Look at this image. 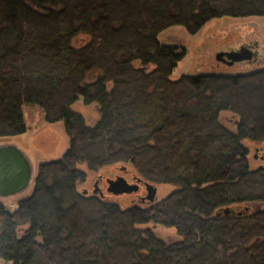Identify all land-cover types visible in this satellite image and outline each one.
Instances as JSON below:
<instances>
[{"label": "trees", "instance_id": "16d2710c", "mask_svg": "<svg viewBox=\"0 0 264 264\" xmlns=\"http://www.w3.org/2000/svg\"><path fill=\"white\" fill-rule=\"evenodd\" d=\"M249 17H264V0H0V139L24 134L22 110L33 106L69 139L60 159L38 165L30 196L13 212L0 204V259L264 264V167L249 168L245 146L264 142V67L171 80L185 50L157 40L171 27L194 35L213 19ZM79 98L96 105L94 125L71 109ZM82 165L129 166L175 190L121 209L76 191Z\"/></svg>", "mask_w": 264, "mask_h": 264}, {"label": "rangeland", "instance_id": "374dc122", "mask_svg": "<svg viewBox=\"0 0 264 264\" xmlns=\"http://www.w3.org/2000/svg\"><path fill=\"white\" fill-rule=\"evenodd\" d=\"M84 39V35L77 34L72 39L71 44L75 48L79 47L84 43ZM157 40L160 44L175 45L185 50V56L172 70L171 80H176L181 76L204 74L234 76L264 67V17L213 19L194 35H189L182 27L175 26L160 33L157 36ZM243 42L257 43V54L259 56L257 59L251 63L244 62L232 67L215 61L214 56L216 53L227 49L235 50ZM134 65L136 66L137 63ZM91 78H94V76L87 79ZM71 109L81 114L88 126L94 125L99 117L96 105L85 106L81 98L72 105ZM22 111L26 132L19 136L0 139V145L11 144L18 147L28 157L33 170L32 180L26 190L12 197L0 198V204H3L11 212L17 208L19 201L30 196L38 165L60 159L69 146V139L64 132L62 122L45 123L38 106L24 107ZM221 121L227 128H231L233 118L230 114L224 113L221 115ZM245 146L248 151L249 168L253 170L258 167H264V142L259 144L248 143ZM121 167L120 165H114L91 172L85 166H80V169L85 173V178L83 182L78 183L76 191L79 194L86 193V196H92L93 186L97 182V187L103 194V201L115 204L121 209L139 206V197L137 195H139L140 191L136 195L120 196H112L105 192L107 187L106 179L113 180L120 176L130 183L133 176L137 177L129 166H125L124 171H122ZM155 187L157 189L156 201L163 199L175 190L169 185H156ZM96 197L100 198L98 194H96ZM260 207H262V204L249 206L252 210H257ZM140 227L152 230L159 238L166 241L169 239L174 240L177 237L173 229L152 224ZM0 264L11 263L0 259Z\"/></svg>", "mask_w": 264, "mask_h": 264}, {"label": "water", "instance_id": "95a60500", "mask_svg": "<svg viewBox=\"0 0 264 264\" xmlns=\"http://www.w3.org/2000/svg\"><path fill=\"white\" fill-rule=\"evenodd\" d=\"M254 57L255 54L253 52L243 47L231 51H219L215 54L214 59L218 63L232 67L234 64L252 61V59H255ZM32 176V165L28 157L18 147L11 144L0 145V198H8L22 193L29 186ZM105 183L107 185L105 192L112 196L136 193L139 184H141L144 187L146 195L140 200L153 203L156 199V187L143 182L140 178L135 179L134 184H129L120 176L113 180L107 179ZM97 184L95 182L92 194H99L100 197H103ZM222 212L228 215L230 210L223 209ZM237 214L240 215V212Z\"/></svg>", "mask_w": 264, "mask_h": 264}, {"label": "flooded vegetation", "instance_id": "af4514ba", "mask_svg": "<svg viewBox=\"0 0 264 264\" xmlns=\"http://www.w3.org/2000/svg\"><path fill=\"white\" fill-rule=\"evenodd\" d=\"M246 48V49H248V50H250L251 52H253L254 54H255V59H257L259 56H258V54H257V49H258V45H257V43L256 42H252V43H250V42H248V43H245V42H243L242 44H241V46H239V48H237V49H240V48ZM232 49H227V50H225V51H231ZM236 50V49H235ZM255 59H252V61H254ZM252 61H246V62H252ZM242 63H244V62H242ZM240 64V63H239ZM122 171H124V169H122ZM118 177V176H117ZM135 177L133 176L132 177V181L129 183V184H134L135 183ZM107 180V179H106ZM107 186V185H106ZM140 191V192H139ZM137 192H139V195H137V197H139V199H142V198H144L145 197V195H146V193H145V190H144V187L141 185V184H139V188H138V191ZM136 192V193H137ZM139 202H141V203H145L146 201L144 200V201H139Z\"/></svg>", "mask_w": 264, "mask_h": 264}]
</instances>
